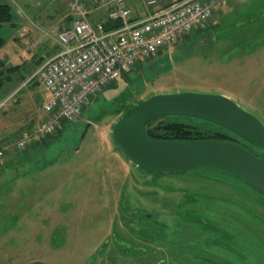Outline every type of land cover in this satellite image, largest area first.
Here are the masks:
<instances>
[{"label": "rangeland", "instance_id": "obj_1", "mask_svg": "<svg viewBox=\"0 0 264 264\" xmlns=\"http://www.w3.org/2000/svg\"><path fill=\"white\" fill-rule=\"evenodd\" d=\"M8 1L14 14L0 29V58L27 65L23 79L0 93L1 103L21 86L0 106V141L13 145L23 127L39 121L49 94L39 81L24 85L44 58L41 45L47 54L57 44L58 32L77 16V0ZM82 1L90 18L108 14L111 6V0ZM236 5V14L242 11L236 31L226 23L218 33H194L213 16L122 72L54 134L6 151L10 157L3 160L11 159L0 167V264H144L149 257H164L161 264H264L263 191L207 167L154 174L125 156L112 135L137 103L165 92L226 94L264 123V0ZM163 119L224 131L256 158L263 156L261 146L220 123L183 114ZM146 213L156 218L138 219ZM122 240L146 249L128 252Z\"/></svg>", "mask_w": 264, "mask_h": 264}, {"label": "built area", "instance_id": "obj_2", "mask_svg": "<svg viewBox=\"0 0 264 264\" xmlns=\"http://www.w3.org/2000/svg\"><path fill=\"white\" fill-rule=\"evenodd\" d=\"M103 2V0H101ZM151 6L159 0H143ZM227 0H178L144 17H134L127 0H111L108 19L118 25L106 28L105 21H92L82 0L72 4L77 16L58 32L61 49L48 57L31 74L48 91L43 100L42 119L25 126L13 145L23 148L55 133L65 118L79 115L90 98L131 71L141 58L149 57L210 20ZM6 98L0 106L4 105ZM0 150V154H3Z\"/></svg>", "mask_w": 264, "mask_h": 264}, {"label": "water", "instance_id": "obj_3", "mask_svg": "<svg viewBox=\"0 0 264 264\" xmlns=\"http://www.w3.org/2000/svg\"><path fill=\"white\" fill-rule=\"evenodd\" d=\"M112 129L113 140L132 162L154 174L207 167L237 177L264 192V152L256 158L228 141L160 140L147 123L160 115L183 114L220 123L264 149V123L226 94L178 91L137 103Z\"/></svg>", "mask_w": 264, "mask_h": 264}, {"label": "trees", "instance_id": "obj_4", "mask_svg": "<svg viewBox=\"0 0 264 264\" xmlns=\"http://www.w3.org/2000/svg\"><path fill=\"white\" fill-rule=\"evenodd\" d=\"M13 14L14 13H13L12 4L6 0H0V29L4 23L13 21ZM104 21L106 28H111L115 25L116 26L118 25V22L110 21L108 19V16ZM2 43L3 41L1 39L0 44ZM24 66L27 67V65H24V63H9L6 62V60L3 59V57L0 58V90H2L3 87H5V85L11 86L16 81L15 79L17 78L23 79L21 77L24 76L23 73L25 70H27V68L24 69ZM21 81L24 82L25 80L24 81L21 80ZM34 82L35 81H31V82L29 81L28 84ZM32 85L33 84H30V86ZM130 112L132 111L130 110ZM166 117H168V115H160L150 120L147 123L146 130L149 136L160 140H181V141L217 140V141L232 142L231 140L232 138L229 137L228 136L229 134L225 133L224 131H219V130H216L214 132L206 131L199 126H196L193 123H189L185 121L176 122V121L163 119ZM67 119L69 118L63 119L62 122H65V120Z\"/></svg>", "mask_w": 264, "mask_h": 264}, {"label": "crops", "instance_id": "obj_5", "mask_svg": "<svg viewBox=\"0 0 264 264\" xmlns=\"http://www.w3.org/2000/svg\"><path fill=\"white\" fill-rule=\"evenodd\" d=\"M8 1V0H6ZM88 1V0H87ZM143 1V0H142ZM141 0H127L129 6L132 8V11H133V16L134 17H144L145 15L148 14V12L150 11H157V10H160L162 9L163 7L171 4V3H175L177 0H159V2L156 4V5H153V6H150L148 7V5H146L144 3V1L142 2ZM248 1H252V0H227V2L225 4H223L222 6L218 7L216 9V12H215V15H214V18L211 20L210 23H208L205 27L203 28H199L197 29L194 33H218V31L221 29V27H223L226 23H228L229 25L227 26L228 28H233V23L235 21V19L237 18V16H240L242 15V11L240 10L241 13H239L238 15L236 14L235 12V8H237V10L239 9V6L236 5L238 4L239 2H244L247 3ZM9 2V1H8ZM139 2H141V4H139ZM236 3V4H235ZM240 5V4H239ZM236 6V7H235ZM96 14V13H95ZM94 15V14H93ZM64 16V15H63ZM61 14L60 16L58 17L59 19L58 20H61V18L63 17ZM102 15H99V16H94L92 17L91 16V19L94 20V21H100V20H105L107 18V13L102 16ZM57 20V22H58ZM231 23V24H230ZM68 25V24H67ZM5 24L3 26V29L5 28ZM18 28V31L21 33V35H25V29H23V25L20 24V26L18 25L17 26ZM51 26H45L44 28H50ZM43 28V29H44ZM23 29V30H22ZM234 30L236 31L237 29L234 27ZM240 30V29H239ZM30 31V32H29ZM29 31H27L26 33H35L36 32V29L35 28H29ZM49 31V30H48ZM235 31H232V32H228V33H235ZM242 31V30H241ZM40 32V31H39ZM43 33V32H42ZM222 33V32H220ZM240 33V32H239ZM44 34V33H43ZM42 34V35H43ZM20 35V36H21ZM11 37V36H10ZM8 43V42H7ZM7 43L4 45L3 48H5L7 46ZM48 44V42H47ZM45 45H41V49L39 50L40 53L44 54V59L52 56L55 52H57L60 48H61V44L59 43V41H57V44H55L52 48H51V51L47 52V54L45 53V51L43 50L45 47ZM43 48V49H42ZM5 50V49H4ZM10 87V86H9ZM4 90V89H3ZM46 90V89H45ZM47 91V90H46ZM0 93H2V90H0ZM18 104V103H17ZM3 114H7V113H3ZM41 114V113H40ZM8 115V114H7ZM37 116V115H36ZM42 116V114H41ZM35 117V116H34ZM34 117L31 119L33 120ZM36 118V117H35ZM42 117H38V120L40 121ZM38 121V122H39ZM36 122V123H38ZM11 135L10 133L8 134V136ZM10 137V136H9ZM5 143V142H4ZM4 143L0 141V149L4 147ZM38 145V144H36ZM34 145V146H36ZM40 146V145H39ZM7 156L10 157V154L9 153H6L5 156H3V158L0 159V167L5 165L7 166L8 165V161L9 160H3L5 159ZM8 159V157H7ZM9 167V166H7ZM8 170V169H7ZM4 177V175L2 176V178ZM0 177V182H2V180H5V179H2Z\"/></svg>", "mask_w": 264, "mask_h": 264}, {"label": "flooded vegetation", "instance_id": "obj_6", "mask_svg": "<svg viewBox=\"0 0 264 264\" xmlns=\"http://www.w3.org/2000/svg\"><path fill=\"white\" fill-rule=\"evenodd\" d=\"M139 209H135V211L133 212V214H136L139 213ZM152 218V219H155L156 218V214L155 213H146V214H143L141 216H139V220L142 219V218ZM119 246H121L124 250L126 251H132V252H135V254H138V252H143L146 247H142L140 245H138L136 242L134 241H128V240H122L120 243H119ZM156 250V249H155ZM170 257V255H168ZM165 261V258L164 257H158L157 259L154 258L152 259L151 257L148 258V260L144 263V264H161ZM138 264V263H136Z\"/></svg>", "mask_w": 264, "mask_h": 264}]
</instances>
